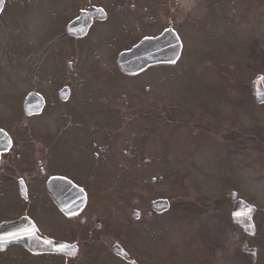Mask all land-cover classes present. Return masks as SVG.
Instances as JSON below:
<instances>
[{
    "label": "rangeland",
    "instance_id": "obj_1",
    "mask_svg": "<svg viewBox=\"0 0 264 264\" xmlns=\"http://www.w3.org/2000/svg\"><path fill=\"white\" fill-rule=\"evenodd\" d=\"M7 1L8 10L0 14V56L3 55L1 45L12 43L5 33L32 40L37 34L47 35L46 17L57 20L62 17L61 10L56 8L61 5L59 0H53L52 15L49 9L47 11L52 0ZM23 1V6H32L19 15L14 6ZM181 18L187 53L178 66L152 68L146 75L122 78V84L118 79H110V94L104 93L111 96L112 101L119 92L116 102L110 106L119 107L120 125H142L145 115L137 117L136 110L144 108L149 99L152 106L155 103L162 109L182 110L181 117L185 121L183 127H170L167 120L151 126L156 137L151 139L150 150L153 151L154 146L159 149L161 142L169 145L164 178L151 183L152 177L160 171L159 155L154 153H150L152 163L141 170L139 163L132 169L127 165L128 170H135L134 177L116 179L112 185L114 201L124 203L119 208L124 216L119 219L128 221L129 225L136 220L128 206L133 195L144 197L146 207L153 198L167 197L171 201L167 213L151 218L147 233L128 236L134 247L132 252L142 263L147 262L149 250L150 264H255L250 261V255H242L240 249L243 240L254 238L256 242L257 237L264 236V210L255 216L257 232L245 233L230 218L229 192L235 190L239 197L259 208L264 206V163L261 160L264 155L261 157L255 141L256 135L260 140L264 138V104L257 105L250 100V81L258 73L264 74V0H184ZM12 20H17L14 21L16 26L12 25ZM18 41L31 47L23 38ZM13 49L22 54L19 47ZM41 54L44 53L38 48L28 49L20 67L8 65L0 70V86L7 91L0 102V115L8 112L6 100L13 98L12 85L14 91H22L23 99L33 89L50 97L62 84L48 85V79L69 82L75 79L74 72L68 73L66 64L53 69L49 66L53 57ZM83 77L79 74L76 78ZM139 84H142L140 88ZM256 120L262 121L259 125L262 131L257 132L255 124L259 122ZM236 128L244 130L239 131L244 142L241 139L240 143L237 138L229 144L227 131ZM208 129L214 131L206 132ZM235 134L230 131L229 138L232 140ZM191 146L193 148H187ZM51 157L49 160L53 159ZM101 195L99 192L97 197L100 199ZM138 226L142 227L141 231L146 230L142 222ZM148 238L151 243H147V247Z\"/></svg>",
    "mask_w": 264,
    "mask_h": 264
},
{
    "label": "flooded vegetation",
    "instance_id": "obj_2",
    "mask_svg": "<svg viewBox=\"0 0 264 264\" xmlns=\"http://www.w3.org/2000/svg\"><path fill=\"white\" fill-rule=\"evenodd\" d=\"M59 1L61 5L56 8L61 10L62 17L51 19L47 13L44 22L47 35L37 34L28 42L31 49L43 51L42 57H53L49 61L53 69L66 64L75 79H69L70 82L48 79V85L57 82L62 85L53 96L42 93L45 107L38 114L24 112L22 91L13 93V90L10 93L13 98L6 100V109L10 103L11 113L0 115V223L30 219L41 233L75 244L78 249L33 252L12 242L1 246L0 264H149L148 260L142 263L132 252L134 247L128 236L144 232L138 223L142 222L146 228L148 218L161 213L146 207L144 197H133L128 206L131 213L138 209L136 220L131 225L120 220L124 215L119 208L124 203L114 201L112 185L116 179L134 177L135 170H128L127 165L132 169L137 162H152L147 141L152 134L151 126H157L153 124L155 121H164L173 113L155 103L152 106L149 99L144 108L136 110V116L145 115L142 125H120L119 107L110 106L117 97L110 101L111 96L104 93L110 94V79L133 78L146 75L151 68L177 65L180 57L175 62L156 60L142 70L128 73L120 69L119 59L123 52L167 30L175 31L182 39L184 0ZM54 8L52 0L47 11L52 15ZM19 36L10 35L7 37L12 41L10 46L8 42L1 45L0 70L8 65L20 66L23 54L13 47L22 52L18 39H26ZM147 46L152 59L162 44L156 40ZM79 74L84 77L77 79ZM64 87L69 92L63 98L59 91ZM4 94L7 91L1 88L0 102ZM50 157L53 159L49 160ZM165 162L160 151L159 163ZM159 178H163L162 170ZM66 180H72L77 187ZM84 195L86 202L78 204ZM253 239H245L243 247H255L256 253L250 259L264 264V236L257 237L256 242ZM0 240L3 244L11 241ZM117 245L137 262L115 253Z\"/></svg>",
    "mask_w": 264,
    "mask_h": 264
},
{
    "label": "water",
    "instance_id": "obj_3",
    "mask_svg": "<svg viewBox=\"0 0 264 264\" xmlns=\"http://www.w3.org/2000/svg\"><path fill=\"white\" fill-rule=\"evenodd\" d=\"M1 1V0H0ZM1 6V5H0ZM167 47L163 48V60H169L171 57L174 56V53L176 51L175 44L172 43L171 39H169ZM137 55L143 53L142 48H138L136 50ZM128 70V69H127ZM252 91L256 95V97L259 100H264V84H263V76H258L253 82H252ZM31 98V96H30ZM158 206V208H166L168 205V202L166 200H159L155 202ZM246 204L242 200H238L234 203V208H233V220L238 221L241 225L244 226V228L247 231L253 232L254 231V224L252 220V214L254 212V208L252 207H246V209H243V207ZM247 206V205H246ZM26 246L30 247L31 249L35 248H40L39 246H44V248H49V249H56L58 248L57 246H61L60 244L56 243H48V242H42L36 243L33 241V238L23 240L22 241Z\"/></svg>",
    "mask_w": 264,
    "mask_h": 264
}]
</instances>
